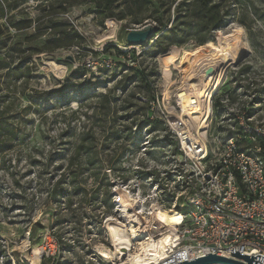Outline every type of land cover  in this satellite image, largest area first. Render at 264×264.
<instances>
[{"label":"rangeland","instance_id":"rangeland-1","mask_svg":"<svg viewBox=\"0 0 264 264\" xmlns=\"http://www.w3.org/2000/svg\"><path fill=\"white\" fill-rule=\"evenodd\" d=\"M218 1L226 11L224 26L203 53L221 47L225 36L234 37L241 57L224 71L204 125L214 151L230 139L248 147L251 139L239 135L242 124L264 128V0ZM166 2L170 5L155 2L157 14L121 20V9L104 19L89 0H28L1 21L0 122L9 136L2 138L8 147L0 150V264H36L39 248L41 264H117L118 258L107 261L99 250H114L109 226L127 224L125 205L137 224L159 208L158 199L168 214L181 206L183 197L172 200L180 193L182 157L173 123L184 118L193 129L179 96L197 73L186 77L180 62L184 50L200 46L171 47L152 59L143 56L148 47L131 48L126 41L132 30L157 27L156 18L173 20L174 7ZM52 5V17L68 19L85 37L84 46L34 55L30 48L44 46L48 35L31 38L46 24ZM26 20L32 22L29 28L17 26ZM110 45L128 54L106 52ZM14 67L24 76L9 77ZM140 67L151 73L150 96L134 79L133 68ZM81 146L91 151L94 163L78 170L84 192L77 194L71 159ZM62 187L67 193L56 195ZM133 245L132 254L140 242Z\"/></svg>","mask_w":264,"mask_h":264},{"label":"built area","instance_id":"built-area-1","mask_svg":"<svg viewBox=\"0 0 264 264\" xmlns=\"http://www.w3.org/2000/svg\"><path fill=\"white\" fill-rule=\"evenodd\" d=\"M242 126L239 135L251 139L248 147L230 139L216 151L207 136L200 148L185 145L173 128L182 157L176 177L180 193L172 200L183 197V201L172 210L182 220L170 230L157 225L152 212L148 220L137 218L141 240L168 238L165 257L159 263H137L121 256L117 264H178L209 254L248 264L234 257L233 249L236 254L264 257V128ZM159 201L163 200L158 199L156 206L162 208Z\"/></svg>","mask_w":264,"mask_h":264},{"label":"trees","instance_id":"trees-1","mask_svg":"<svg viewBox=\"0 0 264 264\" xmlns=\"http://www.w3.org/2000/svg\"><path fill=\"white\" fill-rule=\"evenodd\" d=\"M161 1H163L164 6L170 5V2L168 3L166 0H89L91 4L95 5L96 12L102 15L104 19L114 18L115 8L121 9L123 11V16L120 17L121 20L128 17L136 19L135 17L141 15L143 12L157 14L159 11L158 5L155 2ZM27 3L28 0H0V46L4 44L1 41L4 36L1 21L7 18L12 11L19 9ZM53 7V5L48 6L49 11L46 16L48 17L46 24H39L37 27L38 33L31 38V40H37L45 34L48 35L44 46L40 47L36 45L30 48L33 50L34 55L84 46L85 37L68 19H59L56 16L52 17L51 9ZM170 7H174L176 16L173 20L156 18L159 37L152 47L143 53V56L157 59L171 47H184L190 43L204 46L213 41L214 35L218 31H221L224 26L226 11L223 3L218 0H171ZM31 24V20H26L19 22L17 26L29 28ZM111 49L116 50L119 56H126L128 54L118 51L117 47L112 45L107 46L105 51L108 52ZM133 70L135 71L134 79L141 83L138 88L143 90L147 96L153 94L151 81L149 80L151 73L147 74L142 67L139 69L133 68ZM13 73L17 77L24 76L19 67H14L7 75L10 77ZM8 136L9 134L4 132V127L2 122H0V150L8 147L7 144H2V138L7 139ZM83 150H85L84 153ZM88 150L84 146L79 147L77 155L71 159L72 165H76L77 167V170L72 173L74 177L71 178L73 192L77 194L84 192V189L77 184L79 172L88 169L87 167L94 163V157L91 151ZM76 162L78 164H75ZM83 165L86 169H83ZM66 184L70 186V183ZM54 192L56 195L64 196L67 190H64L62 187L61 189H56Z\"/></svg>","mask_w":264,"mask_h":264},{"label":"bare ground","instance_id":"bare-ground-1","mask_svg":"<svg viewBox=\"0 0 264 264\" xmlns=\"http://www.w3.org/2000/svg\"><path fill=\"white\" fill-rule=\"evenodd\" d=\"M232 38L234 37L230 38L223 36L222 46H211L210 52L208 51L210 53L209 55L203 53V49L205 48V51L207 49L206 46H200L194 51H183L180 49L183 51L182 58L180 57V69H182V72L188 78L197 73L195 75L196 79H194L195 83L192 86L193 88L182 90L179 96L182 114H184V116H189L192 120L193 129L185 123L184 118H182V121H175L173 123V128H175L178 133H181L184 144H189L191 148L195 146L200 148V145H203L206 137L204 125L212 116L211 101L222 87L224 71L241 57L238 44L234 43ZM176 61L177 60H174L172 64ZM208 61L209 63H205ZM203 62L205 64H203ZM218 67H221V69L217 70L216 68ZM168 71L169 70L166 69L164 72L167 73ZM207 86L210 88L209 92L204 91ZM131 203L133 202L131 201ZM124 208L125 218L129 221H127V224L114 221V224L109 226L114 250L100 249V255L107 261L126 256L128 260L132 262L159 263V261L163 260L165 257V248L168 244V238L161 237L158 240L141 241L143 238V231L140 228L141 223L137 220L138 224H140V227H137L138 224L134 222V219H130L134 217V215H129L130 209H127V205H125ZM152 210L153 221L157 225L167 227L170 230L179 225L182 220L181 215L174 210L168 211L170 214L162 211L160 208H153ZM134 242H140V248L137 253L135 252L132 254ZM35 252L36 264H41L43 249L39 248L35 250Z\"/></svg>","mask_w":264,"mask_h":264},{"label":"water","instance_id":"water-1","mask_svg":"<svg viewBox=\"0 0 264 264\" xmlns=\"http://www.w3.org/2000/svg\"><path fill=\"white\" fill-rule=\"evenodd\" d=\"M158 37H159V29L152 24H147L141 29L130 31L127 35L126 41L128 47L131 48H136V47L151 48ZM231 253L234 257L247 261L248 264H253V262L254 264H261L260 262L254 261V258L264 263V257L261 255H257L256 257L254 256L250 257L246 255L244 256L239 252H238L239 254H236L235 249H233ZM178 264H243V263L209 254V256L207 257L191 260V262H182Z\"/></svg>","mask_w":264,"mask_h":264}]
</instances>
